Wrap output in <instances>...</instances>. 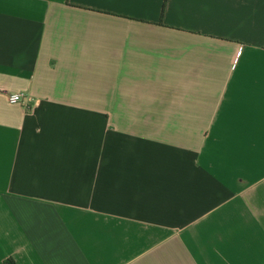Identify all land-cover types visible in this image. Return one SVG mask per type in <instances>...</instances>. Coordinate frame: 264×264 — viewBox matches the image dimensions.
I'll return each mask as SVG.
<instances>
[{
  "label": "crops",
  "instance_id": "0c3cea01",
  "mask_svg": "<svg viewBox=\"0 0 264 264\" xmlns=\"http://www.w3.org/2000/svg\"><path fill=\"white\" fill-rule=\"evenodd\" d=\"M164 1L0 0V264H264V0Z\"/></svg>",
  "mask_w": 264,
  "mask_h": 264
},
{
  "label": "built area",
  "instance_id": "2783aa9c",
  "mask_svg": "<svg viewBox=\"0 0 264 264\" xmlns=\"http://www.w3.org/2000/svg\"><path fill=\"white\" fill-rule=\"evenodd\" d=\"M8 99L11 103H18L23 105L28 99V96L24 92H15L8 95Z\"/></svg>",
  "mask_w": 264,
  "mask_h": 264
},
{
  "label": "trees",
  "instance_id": "16d2710c",
  "mask_svg": "<svg viewBox=\"0 0 264 264\" xmlns=\"http://www.w3.org/2000/svg\"><path fill=\"white\" fill-rule=\"evenodd\" d=\"M166 1H167V0L164 1L163 12H164V10H165V4H166ZM7 264H16V263H15L12 259H10V260H8Z\"/></svg>",
  "mask_w": 264,
  "mask_h": 264
}]
</instances>
